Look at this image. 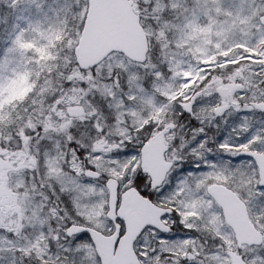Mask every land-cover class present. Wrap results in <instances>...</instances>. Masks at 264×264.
<instances>
[{"label": "snow or ice", "instance_id": "6c2138e0", "mask_svg": "<svg viewBox=\"0 0 264 264\" xmlns=\"http://www.w3.org/2000/svg\"><path fill=\"white\" fill-rule=\"evenodd\" d=\"M0 25V264H264V0H0Z\"/></svg>", "mask_w": 264, "mask_h": 264}, {"label": "water", "instance_id": "95a60500", "mask_svg": "<svg viewBox=\"0 0 264 264\" xmlns=\"http://www.w3.org/2000/svg\"><path fill=\"white\" fill-rule=\"evenodd\" d=\"M134 19L132 8L125 3L124 7L112 16L107 28V35L122 39L133 52L137 50L139 45L132 26Z\"/></svg>", "mask_w": 264, "mask_h": 264}, {"label": "trees", "instance_id": "16d2710c", "mask_svg": "<svg viewBox=\"0 0 264 264\" xmlns=\"http://www.w3.org/2000/svg\"><path fill=\"white\" fill-rule=\"evenodd\" d=\"M0 27H2V25H0Z\"/></svg>", "mask_w": 264, "mask_h": 264}]
</instances>
